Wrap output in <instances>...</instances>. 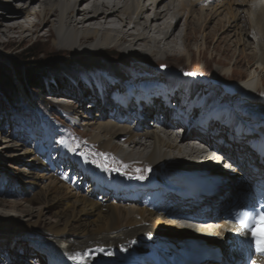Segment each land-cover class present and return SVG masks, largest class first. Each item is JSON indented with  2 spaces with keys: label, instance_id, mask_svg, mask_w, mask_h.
<instances>
[{
  "label": "bare ground",
  "instance_id": "1",
  "mask_svg": "<svg viewBox=\"0 0 264 264\" xmlns=\"http://www.w3.org/2000/svg\"><path fill=\"white\" fill-rule=\"evenodd\" d=\"M15 1L20 2L18 8L13 6ZM227 3L224 4L223 0H13L11 6L0 5V40L3 43L9 44L40 37L45 38L42 43L46 46L44 48L48 54H78L92 58H97L100 51L104 52L108 47L121 48L124 53H128L127 57H130L132 54L129 50L134 47V50H139L143 55L155 57L161 54L164 60L171 56L180 61L184 55L181 54L178 42L181 39V14L185 12L184 22L187 26L183 38L186 40L187 51L191 50L190 42L196 34L200 36L202 45L206 47L217 32L224 31V34L220 35L226 34L227 37L238 38L231 42L233 47L240 44L243 49L251 51V54H246V49H241L240 53L244 54L243 60L251 64L252 69L244 80L237 83L234 89L231 88L232 96H227L223 87L219 86L222 89L219 92L216 86L209 87L204 86L203 82L197 83L199 88L204 86L206 89L204 95L207 97L209 94V99L202 102L200 96V100L194 106H185V99L194 98L192 100L194 102L199 96V91L191 87L193 94L192 92L189 94L187 89H183L186 88V84L176 82L174 77H169L171 80L167 82V75L161 72L160 68L156 70L159 73L144 70L143 67H148L145 64H140L143 66L142 69L133 68L136 70L135 76L139 78L135 86L134 83L132 84L135 76H128L126 79L123 65L124 69L116 64L105 63L101 75L107 81L105 80L102 87L101 79L98 80L99 88H102L101 94L107 92L111 85L113 91H120L121 88L124 92L122 97L118 92H114L113 95L102 99L101 107H97L96 104L100 101V97L98 102V97L93 94L91 97L86 93L87 96L83 97L88 101H96L94 108L102 109L99 120H86V126L90 125L94 131L89 145L98 144L100 152L96 150L97 152L93 153L91 149L95 148L90 147L80 150L73 147L74 155L73 151H66L69 155L67 165L69 164L73 170L74 164L78 162L81 166L80 178L84 181L86 178L91 188L87 193L79 194L85 192V189L82 184L75 183L78 176L73 171L66 177H61L58 172L52 175L50 171L45 170L44 161L31 160L38 171L42 170L46 174L30 176L31 179L40 182L41 186L40 191L34 193L28 200L29 205L37 203L42 207L59 206L54 219L48 221L50 233L46 237H38L34 233L33 228L48 223L40 212L34 214L30 207L21 209L18 203L0 200V206L12 208L18 212L16 215L26 217L30 226L29 233L21 232L18 230V223H15L17 219L4 220L0 223V237L10 235L13 240L16 235H23L25 239H36L38 244H34V250H40L37 253L45 250L49 257L48 261H45L47 264H54V261L55 264H182L183 262L199 264V261H193V258L198 255L200 249L192 255V249L197 248L199 244H207L210 248L209 252L230 256L228 246L232 244V239L242 240V237L225 222L214 221L215 210L224 199L223 191H215L198 199V190L202 186H207L217 173L206 170L203 172L201 169L186 170L192 166L189 162L184 166L179 164L190 157H196L195 160L198 161H214L219 146L216 144L213 147L211 140L215 137L214 133L224 139L222 134L229 131L228 128L237 131V137L246 136L247 140L258 139L257 133L262 134L260 145L264 150V97L259 101L255 100L256 93L264 82V0H233ZM7 4L10 2L7 1ZM224 5L228 8L225 9ZM223 8L226 14L223 19H219L220 10ZM245 13L248 14L249 20L247 18L244 23H239L244 21V18L241 20V16L246 17ZM193 24L197 26L194 30H192ZM214 24L216 27L209 30L208 27ZM220 39L222 38L218 37L214 41L213 47L216 49H218L216 44L220 45L218 43ZM146 59L150 58L146 57ZM146 59L143 62H148ZM186 59L188 62L189 57L186 56ZM241 63H243L241 60L234 61L232 67ZM221 73L228 75V70L222 69ZM176 74V76H193ZM196 77L203 76L196 75ZM205 80L208 82L209 79ZM171 82L175 83L177 90L180 88L182 91L178 93L176 90L172 97L176 115L183 120H187L188 116H192L190 119L201 120V123L203 122L200 124L201 133L199 131L193 133L195 125L191 124L186 135H182L181 138L176 137L175 133L171 132L174 130L175 122L168 117L163 130L164 137H161L155 129H150L145 121L141 122L146 119L145 116H149V112L153 111V115L154 110L159 108L155 101H153L155 107L149 108L152 106L148 105L149 99H154L155 92L160 97L164 95L167 89L174 87ZM130 85L132 89H127L126 87ZM188 88L190 90V86ZM57 92L67 95L64 91ZM178 96L181 98L180 103L176 102ZM67 97L72 96L67 95ZM129 98L134 103L140 100L147 108L144 113H140L138 119H133V116L127 112L113 115L111 109L105 111L106 106L122 111ZM228 102L230 108L226 111L224 104L220 103ZM219 107L221 108L218 109ZM160 109L162 111L158 116H164L169 112L167 109ZM194 111L197 114L193 113ZM252 115L259 116L260 121H255ZM107 117L111 119L108 120ZM237 119L240 123L235 121ZM251 123L255 128L247 127ZM206 126L214 132L210 134ZM193 136L202 140L203 144L211 148V152L215 154H207L194 147L198 145H190ZM121 139L128 144L130 152L125 153L115 143L116 140ZM227 143L228 149H223L226 152L243 144L239 143L237 146L233 142ZM181 144L187 146L181 148ZM89 150L93 157L87 153ZM56 151L61 153L62 149L57 148ZM76 151H80V154ZM239 152L240 156L249 159L242 150ZM52 162L57 165L58 158H53ZM99 162L103 170L97 167ZM215 167L221 168L219 178L227 182L228 178L224 175L228 172V167L224 166V162ZM105 168L108 170L105 171ZM232 169L233 177L240 176V170L234 167ZM263 169L264 161L259 160L256 166L249 170V174H259L264 178ZM139 171H142L141 174L138 173ZM140 175L144 178L138 179ZM154 176L159 178L155 180ZM59 178L73 183L66 186ZM221 179L219 185H222ZM100 184L105 185L104 197H108V200L117 199L115 203H107L106 199L100 200L93 196L101 188ZM68 188H74L71 191L78 194L72 193ZM128 193H132L131 198H128ZM208 216L210 220L201 223V226H195L194 224L198 223L192 222H197L199 217ZM188 233L211 237L212 242L207 243L195 234ZM17 247L19 244L15 243L14 249ZM3 251L5 252V248ZM37 253L26 251L24 256L32 257V264L33 262L38 264L40 257L35 256ZM11 255L12 260L9 258L6 262V259H1L0 263L15 262L14 254ZM73 256H76L75 260L71 258ZM96 258L99 262H96Z\"/></svg>",
  "mask_w": 264,
  "mask_h": 264
},
{
  "label": "rangeland",
  "instance_id": "2",
  "mask_svg": "<svg viewBox=\"0 0 264 264\" xmlns=\"http://www.w3.org/2000/svg\"><path fill=\"white\" fill-rule=\"evenodd\" d=\"M7 1H9L10 4H7ZM12 1L13 0H0V5L11 6ZM217 1H221V0H217ZM223 1L224 4L227 5L228 4L227 2H232L233 0H223ZM13 6L14 7L17 6L18 8V6H20V2L15 1ZM35 7L37 8L38 6ZM224 8L227 9L228 7L224 5ZM224 8L221 9L223 12L220 10L221 13L218 16L219 19L221 18L223 19L226 14V10ZM245 11L247 12V9H245ZM243 18L244 21H239V23L240 22L244 23L245 21H247L248 14H246V17L241 16V20ZM184 19H186L185 12L183 15L181 14V20H182L181 22L182 26L180 31L181 39L178 42L179 48L181 50V54L184 55V57L180 59V61L176 60L171 56H168V58H165L164 60V57H162L161 54L155 57L154 55L151 57L149 55H143V53L140 52L139 50L138 51L136 49L134 50V47H132L131 51L129 50V53L132 54L130 57H127L128 53H124L123 49L121 48L117 49V47H108L106 48V50H104V52L100 51L97 58L95 57L92 58L87 56L83 57V55H78V54L54 55L50 53L48 54L45 51L44 47L46 46H44V44L42 43L45 41V38L32 37L25 39V41H15L9 44H6L5 42L3 43L0 40V66H2L8 74H9L8 70L10 68L9 67L10 59L15 60L16 62H20L21 64L22 63L28 64L33 61L34 63H38L39 65L47 68V73L44 78L45 79L44 91H39L37 89H29L26 92L27 94H25L24 90L22 89L21 85H19V83H17V88H15V90L5 87L3 88L0 83V200L5 202L18 203L21 206V209L30 207L33 210L34 214L40 212L44 216V218L47 219V222L49 220L52 221L54 219V214L56 211H58L59 206L50 205V206L42 207V205L37 203L33 205H29L28 203V200L32 197V195L40 191V186H41L40 182L31 179L30 176L32 174L33 175L35 174V176L36 175L41 176L46 174V172L42 170L38 171L36 167H34L31 160L44 161L46 168L44 169L47 172L50 171L52 175L58 172L59 174H61V177H66L68 176V174H70V172L73 171L78 176L75 179V183L78 182L79 184H82V186L85 189V192H81L79 194H85L88 192V190L91 188L90 182L88 180L86 181V178L85 181L80 178L81 166L78 162H76L73 166L75 170L77 169L76 171L74 169L72 170L69 164L67 165V158L69 155L66 153V151L72 149L73 147L79 148V150L90 147V148H95V149H91L93 153L97 151L100 152V149L97 146L98 144L89 145L92 142L91 136L94 131L90 125L86 126L87 124L86 120H90V121H92L93 119L99 120L100 119L99 115L101 116L102 109H100L101 110L100 111L97 108H93L94 106L92 105L95 104L96 101L94 100L88 101L83 97L87 96L86 93H88L91 97L95 95L98 97L97 102L99 101V97H100V101L96 104H98L97 107H101L102 104L101 102H103L102 99L107 98L109 95H113L114 92L116 93L118 92L119 95L122 97V93L124 92L123 90H121V88L120 91L117 90L113 91L111 85L109 86L107 92L105 91L103 92L104 93L103 95L101 94L102 92L100 91L102 88H99L98 80L101 79L102 87L104 85L105 80L107 81V79L103 75H101L104 72L103 65L105 63L116 64L121 67L123 65L125 69L123 67L122 68L125 70V72L123 71L122 72L126 79H128V76H132V77L135 76L134 73L136 70L134 69L143 67L140 64H145L146 66H148V67H143V69L146 71L149 70V72L151 71L152 73H159L156 70L161 69V72L165 73L168 77L176 78V82L180 81L181 84H186V88L183 89L185 90L187 89V91H189V94L192 92L191 87L194 88V90L197 89V91H199L198 94L199 96L197 97V99L194 100V102H192L194 98L192 100L190 99V97L185 99L184 102L185 106L186 105L194 106L200 100V96L202 102H204L206 99H209L208 98L209 94H207V97H205L204 95L205 92L204 90H206L204 86H209V87L216 86L218 88L219 86L221 88L223 87L224 93L227 96H232L231 90L235 88L237 83L244 80L247 77V74L252 71L251 64H247V62L243 60L244 54L242 55V53H240V50L243 49V46H241L240 44H236L233 47L231 42L236 41V39L238 38L232 36L227 37L226 34L220 35L224 32L222 31L221 33L220 31L216 33L215 37L213 36L211 38L209 44H207L206 47L202 45L200 36L196 34L195 37H192V40L190 42L191 50L187 51L186 40L183 38L184 34L186 33L185 29L187 26L186 23L184 22ZM192 27H193L192 30H194L197 26L193 24ZM215 27L216 24H214V26L211 25L208 28L210 30ZM246 30H248L247 27ZM206 32H208V30ZM133 33H135L134 30ZM218 37L222 39L218 41L220 45L216 44V46H218L217 47L218 49H216L213 46L215 45L214 41L217 40ZM30 47H32L31 51L26 52L27 49ZM218 50L220 52H217ZM245 52L246 54H251V51L249 49H246ZM31 55L34 56V59L32 61L27 59V57ZM186 56L189 57L188 62ZM146 57L150 59L147 60ZM145 59L148 62H143ZM240 60L243 61V63H241L238 66L232 67V63H234V61H240ZM223 64L225 65L223 66ZM149 66L151 68H149ZM222 69H227L228 75L221 73ZM176 73L179 74L191 73L193 76H182V75L176 76L177 75ZM196 75H200L203 77L202 78L196 77ZM205 79H209L208 82ZM138 80L139 78L135 76L133 78L132 84L134 83L133 85L137 86ZM202 82L204 85L203 86L204 89L199 88L197 84ZM187 86L188 87L190 86V90ZM224 87H231L232 89L226 90ZM126 88L128 89L129 87L127 86ZM263 89H264V82H263V86L260 87L259 92L256 93V98H257L255 99L256 101H259L264 97ZM57 91H64L65 93H67L68 96H72V97H67V95L65 96L64 93H58ZM177 91L178 93L179 92L182 93L180 88ZM218 91L221 92L222 89L219 88ZM226 91H230V92H226ZM187 96H188V92H187ZM60 97L63 99H61ZM180 97L178 96V98L176 99L177 103L181 102ZM187 100H189V103H187ZM224 100L223 102H225ZM131 103H129V105H127V109H125L129 113L132 112L130 111L132 105ZM220 104H224L225 110L229 111L230 108L229 102L220 103ZM220 108L221 107H219L218 109ZM109 109H111V114L113 115H115L119 111V109L116 110L115 108L109 106H106L105 111H108ZM172 110L174 111V107ZM193 113L197 114V112L195 111ZM252 118L255 121H260L259 116L252 115ZM235 121L240 123L238 119ZM151 123L152 121L148 119L145 122L147 126ZM221 126H223V124H221ZM148 127L150 129H154L150 125ZM247 127L255 128L254 125H252V123L247 125ZM155 131L161 137H164L163 132H159L156 129ZM199 132L201 133V131ZM115 143H117L125 153L131 151V149L129 148L128 144L124 141V139L116 140ZM217 144L220 146L221 142L217 141ZM180 146L181 148H183L187 146V144H181ZM57 148H61L62 152L58 153V151H56ZM239 150L240 149L235 151L237 155L239 154ZM76 153L80 154V151H76ZM87 153L91 157H93V154L91 153L90 150L87 151ZM82 156L83 155H80V157ZM53 158H58L57 165H54V163L52 162ZM195 158L196 157L187 158L186 161L179 162V164L181 166H184L187 165V163L189 162V164H191L192 166L188 167L186 170L192 169L195 171L197 170L199 171L201 169V171L203 172L206 170L212 173L220 174L219 170L221 168L220 167L219 169L216 168L215 166L218 165L215 164L214 161L212 160L209 162L202 160L198 161L195 160ZM134 162H138V161H134ZM98 164L100 165V162ZM62 166H64L65 168H63ZM100 168L102 169L101 166ZM147 168L149 170V167ZM141 172L142 171H139L138 173L141 174ZM141 176L143 175H140V177ZM154 178L156 180L159 177L154 176ZM59 179H61L62 183L66 186H70L73 183L72 181L65 182V179L62 178ZM58 181L61 182L60 180ZM45 183L46 181L44 182V184ZM85 183H87V185H84ZM100 185L101 188L97 192H95L93 196L96 199H100V200L106 199L105 201H107V203L109 202L115 203L117 199L112 198L111 201L108 200V198L104 197L103 191L105 189V185L103 184ZM140 185H142V183H140ZM73 189L74 188H70L69 190L71 191ZM112 190L114 189L112 188ZM72 193L78 194V192L75 191ZM131 194L132 193H128V196ZM16 214H18V212L14 211L12 208L6 206L5 207L0 206V223L8 219H17L15 223H18L17 226L19 228L18 230H20L21 232L29 233L28 231H30L29 230L30 226L28 225L27 218L24 216H18ZM194 225L201 226V224H194ZM49 226H50L49 222L46 223L45 225L44 224L38 225L37 227L33 228V230H35L34 233L38 237L39 236L46 237V235H49L50 233ZM188 234H195L197 237L206 241L207 243H210V241L212 242L211 237L202 236L196 233H188ZM30 237L31 236H28V238ZM11 238L13 237L11 236ZM11 238L10 235L0 237V248H1L0 253H2L0 254V260L6 259L7 260L6 262H8L9 258H11L12 260L11 253H13L15 256V262H11L10 264L12 263L32 264V257L26 258V256L24 255L26 251L28 252L34 251L35 253H37V251H40V250H34V244H38L36 239H31V240L27 238L25 239L23 235L20 236L16 235L15 239L13 240H11ZM15 243L19 244V247L14 249ZM3 248H5V252L3 251ZM35 256L40 257V261L38 264H47L45 261L46 260L48 261L49 257L47 256L45 250L44 252H38ZM43 258L45 259V261ZM34 263L35 262H33V264ZM0 264H2V261Z\"/></svg>",
  "mask_w": 264,
  "mask_h": 264
},
{
  "label": "trees",
  "instance_id": "3",
  "mask_svg": "<svg viewBox=\"0 0 264 264\" xmlns=\"http://www.w3.org/2000/svg\"><path fill=\"white\" fill-rule=\"evenodd\" d=\"M31 48L32 47L28 48L26 52H30ZM27 59L32 61L34 56H28ZM9 67L8 74L5 69L0 66V83L3 88L15 90V88H17V83H19L25 94H27L26 92L29 89L44 91V78L47 73V68L33 61L28 64H21L13 59H10Z\"/></svg>",
  "mask_w": 264,
  "mask_h": 264
},
{
  "label": "snow or ice",
  "instance_id": "4",
  "mask_svg": "<svg viewBox=\"0 0 264 264\" xmlns=\"http://www.w3.org/2000/svg\"><path fill=\"white\" fill-rule=\"evenodd\" d=\"M186 75H192L191 73H186ZM69 151L75 152V149H69ZM100 167V165H97ZM107 171L108 169H104ZM144 177H138V179H143ZM247 219H242L239 221V226L243 229L242 235L246 237H251L249 243L254 244L255 254L260 258L264 259V212L257 213L255 215L246 214ZM260 227L262 231L258 234L256 228ZM76 259V256L71 257ZM254 264V262H253Z\"/></svg>",
  "mask_w": 264,
  "mask_h": 264
},
{
  "label": "water",
  "instance_id": "5",
  "mask_svg": "<svg viewBox=\"0 0 264 264\" xmlns=\"http://www.w3.org/2000/svg\"><path fill=\"white\" fill-rule=\"evenodd\" d=\"M226 90H229V89H231V87H224Z\"/></svg>",
  "mask_w": 264,
  "mask_h": 264
}]
</instances>
